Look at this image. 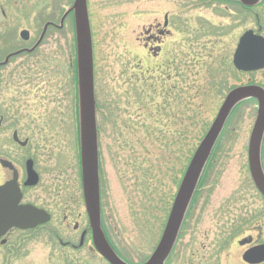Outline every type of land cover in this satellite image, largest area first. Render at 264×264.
Here are the masks:
<instances>
[{"label":"rangeland","instance_id":"1","mask_svg":"<svg viewBox=\"0 0 264 264\" xmlns=\"http://www.w3.org/2000/svg\"><path fill=\"white\" fill-rule=\"evenodd\" d=\"M203 1L88 0L95 94L102 108L97 112L102 199L112 226L128 243L138 238L140 232L136 229L165 226L184 171L226 96L239 86L262 82L258 72L236 71L232 59L245 32H257L261 28L264 36V7L255 6L247 12L234 3ZM72 5L73 0H8L5 11L0 9V116H16L15 121L0 127V156L5 146L18 149L12 139L14 131L19 132L22 141L28 139V146L19 148L23 157L21 164L25 169L27 160L35 162L39 183L28 189L26 196L53 212L57 222L69 211L73 212V222L80 212H85L81 204L78 207L84 196L78 94L72 67L76 54L74 14L69 10ZM65 13L69 15L63 22ZM16 14L24 21L17 22L16 26L4 24L5 18L14 22ZM167 14L177 25L175 30L179 29L178 21H185L186 130L183 139L179 138L178 129L169 136L159 137L157 130L149 129L146 116L140 117L137 123L131 106L122 96L124 90L130 89L127 81L135 67L133 54L143 60L148 56L147 50L137 45V36L143 31L146 34L152 22L162 23ZM23 31L28 32V41L22 40ZM175 32V39L167 42L178 57L180 35ZM13 81L16 83L10 84ZM257 108V102L249 100L233 112L213 157L206 164L202 178L208 170L207 199H212V209L220 206L223 214L216 220L209 217L201 227H220L217 223H228L226 219L255 212L261 205L262 198L248 164V146ZM175 109L178 112V106ZM123 123L130 130L137 124L135 138L130 136V130L126 134L121 129ZM160 133L164 135L165 131ZM57 224L50 228L61 227ZM44 243L45 239L38 244V259L48 256L49 248ZM35 251V239H32L19 252V257L34 259ZM2 252L0 247V264ZM53 254L58 259L63 257L60 249Z\"/></svg>","mask_w":264,"mask_h":264},{"label":"flooded vegetation","instance_id":"2","mask_svg":"<svg viewBox=\"0 0 264 264\" xmlns=\"http://www.w3.org/2000/svg\"><path fill=\"white\" fill-rule=\"evenodd\" d=\"M7 1L0 3L2 12L5 11ZM206 2L234 3L247 12L251 10L234 0L203 1V3ZM261 6L264 7V0ZM16 17L17 19L14 22L9 18H5L4 24L9 22L13 23V26L18 25L17 22L23 19L19 14H16ZM176 26L171 16L167 14L162 23L152 22L147 28L146 34L143 31L142 35L137 36V45H141L143 49L147 50L148 56L143 60L139 58L138 54H133L132 64H135V67L132 68L133 75H130L127 81L130 89L124 90L122 96L127 99L126 103L131 106L134 113L133 118L137 123L140 117L146 116L150 125L149 129H151V132L157 130L159 137L169 136L172 131L178 129L179 138L183 139L186 130L184 122L186 101L185 21H178V30H175ZM175 31L179 32L180 35L178 57L171 52L167 42L169 39H175ZM255 33L263 36L261 28ZM138 48L140 47L137 46ZM232 65L234 68L233 59ZM258 73H260L262 82L255 85L264 89V70ZM9 75H11L10 72ZM155 75H158V77L155 78ZM1 77L0 75V80ZM15 83L13 81L10 84ZM140 84L141 86H139ZM248 85L254 84L249 83ZM176 106H178V112L175 109ZM104 116L107 118V113ZM0 118V127L5 122L16 120V116L7 118L0 116ZM121 129H124L126 134L130 130L124 123L121 124ZM161 131H165L164 135L159 134ZM137 133L138 126L136 124L129 134L135 138ZM12 139L15 143L14 146L18 149L13 148L11 145L3 148L4 152L0 156L2 157L0 158V166L3 169L4 179L0 180V186L15 180L22 193L19 205H29L45 211L49 220L43 224H38L32 229L13 227L8 230L0 238V247L3 248L1 264H112L98 251L84 199L78 202V207L81 204L85 212H80L75 222H73L72 211L63 214L61 220L57 222L58 219H55L56 216L53 212L45 206L37 205L28 200L26 192L33 187L26 186L28 171L26 163L25 169L24 165L21 164L23 157L19 154V148L25 149L29 141L28 139L22 141L18 131H14ZM2 160L6 162L5 166L1 164ZM30 160L33 162V169L36 172L35 162L32 159ZM262 166L264 171V141L262 145ZM206 173L200 181L198 191L189 205L175 244L164 264H264V197L260 194L262 198L259 200L261 205L255 212L242 213L241 217L233 216L232 220L226 219L228 223L221 221L217 223L220 225L217 228L201 227L203 221L205 222L209 217L216 220V217L219 218L223 214L219 211L220 206H214V209H212V199H207L205 189L208 170ZM100 208L102 234L106 245L108 244L114 256L124 264H147L156 253L162 236L166 232L165 227L136 229L140 232L138 238L142 243H139V241V244L136 243L137 237L134 240L130 239L131 243H128L126 239L121 237L120 231L112 226L111 217H107V207L104 199H102V191ZM56 223L61 227H56V230L50 228L51 225ZM32 239H35V258L21 259L19 252ZM43 239H45L44 245L49 248V253L46 258L38 259V244H41ZM203 241L213 243L204 244ZM59 249L63 251L61 259L55 258L53 254Z\"/></svg>","mask_w":264,"mask_h":264},{"label":"water","instance_id":"3","mask_svg":"<svg viewBox=\"0 0 264 264\" xmlns=\"http://www.w3.org/2000/svg\"><path fill=\"white\" fill-rule=\"evenodd\" d=\"M236 1L246 7H254L260 4L262 0ZM70 12L74 14L76 33L80 155L85 203L98 251L112 264H124L114 256L108 244L106 245L100 225L97 103L93 41L87 0H74ZM67 15L64 16L63 22ZM21 37L25 41L29 39L27 32H23ZM233 63L239 72L248 73L264 70V38L256 35L252 30L247 31L239 41ZM247 100H255L258 104L257 118L248 146L249 171L256 188L264 196V172L261 162V148L264 139V89L258 86H242L232 90L227 95L209 131L196 149L175 197L166 224V232L155 255L147 264H164L179 234L200 177L231 113L240 103ZM5 163L4 161L1 162L3 166ZM27 171L26 186H36L39 177L33 169L32 161L27 162ZM21 198L22 194L15 180L0 187V237L13 227L29 229L49 220L44 211L32 206H20Z\"/></svg>","mask_w":264,"mask_h":264},{"label":"trees","instance_id":"4","mask_svg":"<svg viewBox=\"0 0 264 264\" xmlns=\"http://www.w3.org/2000/svg\"><path fill=\"white\" fill-rule=\"evenodd\" d=\"M73 70H74V73H75V79H76V82H77V70H76V54H75V59H74V63H73ZM77 109H78V106H77ZM78 127H79V120H78ZM79 129V128H78ZM80 136V135H79Z\"/></svg>","mask_w":264,"mask_h":264}]
</instances>
